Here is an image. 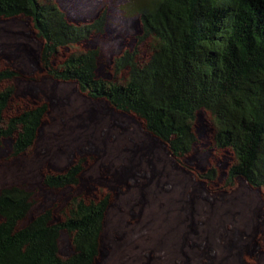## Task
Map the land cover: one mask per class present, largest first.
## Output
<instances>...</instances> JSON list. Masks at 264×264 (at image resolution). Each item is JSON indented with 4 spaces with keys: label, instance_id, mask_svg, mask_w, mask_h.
Segmentation results:
<instances>
[{
    "label": "trees",
    "instance_id": "trees-1",
    "mask_svg": "<svg viewBox=\"0 0 264 264\" xmlns=\"http://www.w3.org/2000/svg\"><path fill=\"white\" fill-rule=\"evenodd\" d=\"M24 17L40 41L38 63L54 81L71 82L93 100H105L114 110L138 118L144 130L161 141L178 160L191 152L196 135L195 114L209 112L214 125L213 147L233 154L225 183L243 179L264 196V0H146L138 8L140 35L149 39L150 55L135 47L112 61L114 78L97 75L96 48L61 49L85 43L101 32L105 13L88 22H70L53 0H0V17ZM125 73L122 82L115 80ZM17 73L0 69V84ZM14 94L0 88V138H11V155L23 154L38 136L46 104L22 110L7 119L3 113ZM85 158L60 172L45 173L48 189L74 188ZM215 168L200 177L213 182ZM31 193L22 186L0 189V264H93L109 195L99 199L73 196L60 207L45 208L24 221L32 207ZM61 232L72 251L61 256Z\"/></svg>",
    "mask_w": 264,
    "mask_h": 264
},
{
    "label": "rangeland",
    "instance_id": "rangeland-1",
    "mask_svg": "<svg viewBox=\"0 0 264 264\" xmlns=\"http://www.w3.org/2000/svg\"><path fill=\"white\" fill-rule=\"evenodd\" d=\"M53 2L73 23L105 13L101 32L61 49L58 58L72 49L96 48L97 75L112 79V61L123 51L136 47L139 57L150 55L149 39L137 43L138 8L146 0ZM39 47L28 19L0 17V69L17 73L0 84L1 89L14 87L2 126L24 109L47 106L36 141L23 154L12 156L11 138H0V189L18 185L31 193L33 204L24 221L52 205L57 218L73 196L99 199L108 194L95 264H264V196L241 178L225 183L235 160L231 152L213 147L208 111L196 112L197 141L176 160L135 116L88 98L74 83L48 77L38 63ZM123 77L121 72L115 80ZM81 156L85 162L76 187L52 190L42 184L45 173L65 170ZM211 167L216 176L208 182L200 174ZM58 249L61 256L72 251L66 232L60 234Z\"/></svg>",
    "mask_w": 264,
    "mask_h": 264
},
{
    "label": "flooded vegetation",
    "instance_id": "flooded-vegetation-1",
    "mask_svg": "<svg viewBox=\"0 0 264 264\" xmlns=\"http://www.w3.org/2000/svg\"><path fill=\"white\" fill-rule=\"evenodd\" d=\"M210 169V168H209ZM208 170V169H207ZM206 171V170H205ZM204 171V172H205ZM226 176V175H225ZM256 239H258V234H257V236H256ZM249 255H251V253H248ZM96 263V260H95V262L93 263V264H95Z\"/></svg>",
    "mask_w": 264,
    "mask_h": 264
}]
</instances>
